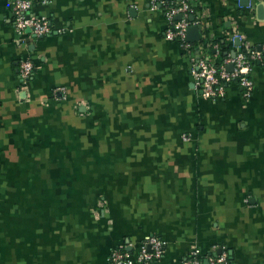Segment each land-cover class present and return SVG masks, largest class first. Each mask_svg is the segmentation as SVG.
<instances>
[{
	"label": "crops",
	"instance_id": "0c3cea01",
	"mask_svg": "<svg viewBox=\"0 0 264 264\" xmlns=\"http://www.w3.org/2000/svg\"><path fill=\"white\" fill-rule=\"evenodd\" d=\"M9 2L0 0V264H108L112 249L128 244L133 256L150 236L166 244L150 264L213 246L231 264H264V65L246 100L232 83L205 100L190 73L192 59H224L203 40L239 34L264 49V0H189L201 27L189 51L164 39L148 0H49L32 12L51 34L25 42ZM23 59L34 66L26 84Z\"/></svg>",
	"mask_w": 264,
	"mask_h": 264
},
{
	"label": "built area",
	"instance_id": "2783aa9c",
	"mask_svg": "<svg viewBox=\"0 0 264 264\" xmlns=\"http://www.w3.org/2000/svg\"><path fill=\"white\" fill-rule=\"evenodd\" d=\"M49 0H10L9 10L12 27L20 38L25 42L28 38L40 39L51 34L52 26L48 18L38 16L32 12L36 5H47ZM149 9L160 10L166 20L164 39L168 42L177 43L185 51H189L191 44L186 41L187 29L194 25L189 21V0H148ZM181 16L180 20H176ZM60 33V32H58ZM238 41V44H236ZM229 46L232 54H228L221 64H214L203 58L192 59L191 77L195 90L201 98L215 101L225 94L226 86L236 84L242 97L249 99L253 92L251 73L257 64L264 65V49L250 48L245 45L239 34H233L229 38ZM214 52L219 54L217 45L213 46ZM232 66L228 71L226 66ZM34 72V66L28 59L19 63L18 77L22 84L29 82ZM130 245L121 244L112 249L108 255V264H150L160 260L165 252L166 244L156 236H150L143 241L135 255L129 253ZM231 264L227 250L222 246H213L211 251L203 255L193 248L188 257L181 264Z\"/></svg>",
	"mask_w": 264,
	"mask_h": 264
},
{
	"label": "trees",
	"instance_id": "16d2710c",
	"mask_svg": "<svg viewBox=\"0 0 264 264\" xmlns=\"http://www.w3.org/2000/svg\"><path fill=\"white\" fill-rule=\"evenodd\" d=\"M189 4H190V13H189V15L190 16H193V15H195V11L198 8H196V6H194V4H192L190 2H189ZM202 42L203 43H206L209 51H211V52H214L215 51L214 48H213V46L214 45H217L218 48H219V54L221 56H223L224 58L227 56V54L231 53V49H230L229 44H226L225 42H223V39H218V40L208 41V42H206L205 40H203ZM247 47L255 48V47H251V46H248V45H247Z\"/></svg>",
	"mask_w": 264,
	"mask_h": 264
},
{
	"label": "water",
	"instance_id": "95a60500",
	"mask_svg": "<svg viewBox=\"0 0 264 264\" xmlns=\"http://www.w3.org/2000/svg\"><path fill=\"white\" fill-rule=\"evenodd\" d=\"M164 1L169 2L171 0H164ZM242 1H244L245 5H247L249 0H242ZM180 19H181V16L176 17V20H180ZM189 20L192 22L191 18H189ZM200 39H201V27L199 25L190 26L186 31V41L190 43L194 41H200ZM236 44H238V41H236ZM226 69L228 71H231L232 66L229 65L226 67ZM204 264H208V263L205 261Z\"/></svg>",
	"mask_w": 264,
	"mask_h": 264
}]
</instances>
